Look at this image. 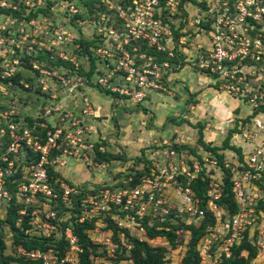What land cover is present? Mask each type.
<instances>
[{"label": "built area", "instance_id": "obj_1", "mask_svg": "<svg viewBox=\"0 0 264 264\" xmlns=\"http://www.w3.org/2000/svg\"><path fill=\"white\" fill-rule=\"evenodd\" d=\"M89 2L104 7V10L90 12L82 0H56L54 3L69 15V22L73 18L74 25L80 26L81 23L82 26L84 21L74 15L91 16L93 30L90 36L85 37L83 30L71 25L68 29L53 25L51 21L46 23V20L41 24L33 16L24 21L21 18L23 14L19 12L21 9L14 1L0 0V79L7 80L17 75L21 62L18 55L22 50L20 44L25 40L30 42L34 36L41 42L32 39L33 43L29 44H35L38 50L49 54L50 59L64 62L50 68L40 67L37 61L32 63V69L40 76L38 81L42 92L48 94L40 107L43 120L37 119L27 127L15 120L17 111L8 109L0 113L4 126L2 133L8 136V144L0 154V203L10 200L7 180L19 167L12 157L21 149H30L38 158L21 166L16 196L25 205L38 206L41 203L49 209L34 208L31 211L28 231L38 236H64L67 242L62 257L57 250H27L23 246H18V250L21 256L40 261V264H78L81 251L78 238L71 225L62 227L64 217L50 208V200L56 199L58 194L69 206L74 197L79 200L82 207L81 215L79 213L76 219L79 222L91 221L92 218L86 219L87 216L102 215L112 209L117 211L112 214L113 220L119 227L128 229L140 225L137 221L146 216L153 219L164 217L171 210L189 218L203 217L200 199L191 186V181L200 174L201 162L198 158L189 157L188 164L185 154L172 148L167 141L149 150L146 157L148 171L134 186H114L112 182L97 187L93 184H70L58 178L55 190L48 177L51 163L63 166L69 157L92 162L97 153H105L111 147L95 123L89 121L96 117V113L85 93L87 87L95 86L117 100L142 105L151 92H169L166 83L173 65L179 67L185 62L192 69L211 76L219 88L251 109L250 118L240 122V136L250 145L243 162L233 165L225 161V166L232 172V186L239 210L223 223L219 222L215 230L206 233L199 244L201 260L217 264L224 253L226 256L230 254L231 247L241 240L245 229L256 227L262 220L264 222V208L258 207L259 201H264V190L256 183L259 181L264 186V0H217L213 5L208 2L192 19V24L197 27L194 37L188 31H182L178 37L174 33L187 22L183 11L186 0ZM200 35L207 36L208 47L194 41ZM83 37L90 43L82 45L79 39L83 40ZM172 40L177 42V47L170 46ZM135 41L143 42L166 58L159 59L157 54L141 51ZM189 47L195 48L196 52L185 58L175 51L182 53ZM37 48L31 45L28 50ZM76 48L85 49L86 53L77 54ZM91 59L94 60V69L87 76L84 73L90 70ZM7 82L11 84V80ZM51 83L57 88L52 89ZM77 98L81 105L78 114L68 107L69 101ZM39 128L43 134L38 132ZM53 150L57 151L55 155ZM209 156L203 151L202 160ZM168 188L180 202H172ZM220 194L219 189H206L208 209L215 215L219 209L216 199ZM24 212L20 211L21 214ZM138 229L145 233L142 226ZM260 239V247L264 248V236ZM103 243L115 252L117 245L112 242L111 234ZM213 245L215 249L212 252ZM127 247L129 249L130 246Z\"/></svg>", "mask_w": 264, "mask_h": 264}, {"label": "crops", "instance_id": "obj_2", "mask_svg": "<svg viewBox=\"0 0 264 264\" xmlns=\"http://www.w3.org/2000/svg\"><path fill=\"white\" fill-rule=\"evenodd\" d=\"M200 9L195 2L186 0L183 10L187 22L174 31L176 37L182 31H188L194 37L197 27L192 24V19L200 14ZM202 40L204 41L203 45L208 47V40L204 36L200 35L194 39L195 42H202ZM170 46L177 47V42L170 41ZM175 51L180 57L185 58L186 55L194 54L196 49L189 47L186 51H181L183 54L178 50ZM166 84L169 92L149 93L141 107L126 105L122 101L120 103V100L95 86L87 87L85 93L90 98L96 113V117L89 121L95 123L99 133L110 144L112 151L123 155V158H116L113 162L118 166L105 174L102 171V166L101 168L89 166L92 163L69 157L65 165L56 167L57 172L60 171L61 179L73 184H99L103 180L111 178L115 174L113 172L124 171L138 159L147 157L149 150L163 141L179 146L187 144L196 146L199 133L195 127L186 124L188 121L202 122L204 124L202 128L203 140L212 146H220L224 133L229 128H239L240 130V122L251 116L249 105L219 89L211 76L192 69L185 62L179 67L173 65ZM80 106L79 98L68 103V107L76 114H78ZM170 117H175L176 122L169 121ZM182 119L183 122H181ZM230 144L240 147L244 153L250 147L249 143H246L240 136V131L233 133ZM198 148L202 151L200 154H203L205 150L199 146ZM227 151L230 150H220L224 154H227ZM97 224V221H94V226ZM256 228L261 234L255 239L254 230ZM94 230L95 227L89 230L90 237V232ZM108 231V234L112 235V232ZM262 235L264 236L263 220L256 227L248 229L249 240L256 244H260L259 240ZM189 236V233L185 235L182 245L183 253ZM91 239L93 238L91 237ZM156 239L160 241L159 245L168 246L164 237H156L149 241L155 242ZM243 254H247V252L244 251ZM260 257H264V248L259 246L258 254L253 262L259 264L257 261Z\"/></svg>", "mask_w": 264, "mask_h": 264}, {"label": "trees", "instance_id": "obj_3", "mask_svg": "<svg viewBox=\"0 0 264 264\" xmlns=\"http://www.w3.org/2000/svg\"><path fill=\"white\" fill-rule=\"evenodd\" d=\"M49 1L51 3V7L56 2V0L54 1L49 0ZM82 3H84L86 7L89 8L90 12H94L100 9L104 10V7L102 8L101 6H97V4L93 2H89V0H82ZM36 16L37 14L35 13V17ZM74 17L81 18L82 16L80 14H76L74 15ZM71 21L73 22V18H71ZM80 30L81 31L83 30L82 27L80 28ZM79 41L82 45H87L90 43V41L84 39V37L83 40L79 39ZM135 43L140 45L141 51H147L150 54H157L153 49L145 46L143 42L135 41ZM80 51H82V53L84 54L86 53L85 49H80ZM41 54L48 61V64H50L48 68H50L53 65L61 64L63 62L61 60L54 61L50 59L49 54L45 52ZM38 55L39 54L37 53L35 56ZM157 57L159 59H163L166 58V55L160 53L157 54ZM172 61L176 62V59H172ZM93 69H94V60L91 59L90 70L84 74L90 76L91 73L93 72ZM16 76L18 77V74L7 80L17 82ZM43 94L45 95V97L48 96V94L46 93ZM4 108H5L4 106H0V110H4ZM39 113L41 115V111ZM40 115H38V117H35V119L33 120L29 118L21 123L25 124L27 127H30L33 125V122L36 121L37 119L43 120ZM15 120L19 121V118L17 117V119ZM169 121L176 122V119L175 117H170ZM183 121L184 120L182 119L181 122ZM238 131H240L239 128L236 130V132ZM38 132L40 134H43V131L40 128L38 129ZM198 133H199L198 143L202 146L205 152L211 151L216 155V157H218L217 164H219L221 169L225 172V177L222 184L223 186L222 191L220 197L216 199V204L223 211V213L226 212V214L229 216L228 218H230L238 212L239 206L232 186V180H231L232 172L230 168H227L225 166V161L223 164L224 153L223 152L220 153L219 151L226 149L229 150L233 149L234 150V153L232 155L233 157L230 160V162L233 165H237L238 162H243L244 152L240 147H229L228 136L223 140V145H220V147L212 146L210 143L205 142L203 140V132H202L201 124H200V128H198ZM7 144H8V136L6 135V144L4 146L6 147ZM171 145L172 148L181 151V153L188 154L187 149L184 148L183 146H189V145H181V146L177 144H171ZM24 149L28 157L34 158L32 159V161L24 163L29 165L35 159H37L38 156L35 153H32L28 148H24ZM191 150L192 153L188 154L190 158H192L193 156L194 158H198V160L200 159L202 160L201 158L202 154L197 153V151H195L194 149ZM200 152L202 151L200 150ZM56 153L57 151L53 150V155H55ZM116 158H123V155L119 153H113L112 149H109L105 153H97L94 160L97 162L98 161L102 162L106 160L113 162ZM143 160L145 163L143 162ZM201 160H200V162H202L201 164H204V161ZM138 161L143 164L142 169L138 171L136 175H134V179H132L130 186L136 185L139 182L140 177L148 171L149 161L147 160V158L146 157L140 158L138 159ZM22 165H20L17 171L14 173V175L7 180L6 185L11 197L9 201L4 202L5 216H7V218L0 220V223H4L11 231L12 243L14 246H23L27 250L34 248L43 251L57 250L59 257H62L65 254L64 252L66 250V245H67L64 236H60L58 238H54L53 236H45V235L38 236L35 234H31L28 231L30 228L29 221L31 220V211L34 208H36V206L25 205L22 202L18 201L17 199L16 191H17V185L21 181ZM203 173H204L203 169H201L199 176H197L191 181V186L195 190L197 197L200 199L199 208L204 212L203 217L200 218L198 225L187 224L184 225V227H180L178 225H170L169 222L167 221H170L172 217L181 215L178 214L175 210H171V212L165 215L164 217L154 218L153 220H155V222L152 224L147 222L150 220V217L146 216L143 220H141L143 222L142 227L144 228L147 236V239L143 240V239H139L136 235L131 234L128 228L119 227L118 224L113 220V216H112V214L117 213V211L113 209L109 211L110 219L108 223V228L112 232V239L115 241H119L123 238L128 242V244H130V248L127 250V253L116 257L115 262L117 264L120 263L121 261L124 262L123 264H170L168 261V257L166 255L170 249L175 250L177 247L179 248L180 246L183 245L184 239L179 243V236L181 235L180 233L182 231L185 233L188 232L190 236L186 243L185 246L186 249L182 255L180 264H204L199 254V244L206 233H208L209 231H213L218 227L217 226L218 218L211 210L208 209L206 188L209 183V176L204 175ZM48 177L50 182L55 186V190H56L58 184L55 183V180L60 177L59 172L51 169L48 166ZM59 179H61V177ZM256 183L260 188L264 190V186L259 181H256ZM56 201L65 203L60 198V194H58V197L56 199H52L50 200V202L49 201L47 202H49V204H55ZM74 205L75 207L78 206L80 208L79 200L76 199V197L73 198V203L70 206H74ZM258 207L264 208L263 200L259 201ZM21 210H25L24 214L20 213ZM77 216H78L77 213H73L72 218H74V222L63 221L61 225L62 227H65L66 225H71L73 233L78 238V244L81 247V251L79 252V256H78L79 264H103L102 262H96L93 260V257L95 255H98V250H97L98 243L94 242L91 239L88 232L89 230L94 228V220L91 221L84 220L82 222H79L76 220ZM165 221L166 223H164ZM161 223L162 225H157ZM156 237L166 238L168 242V246L153 245L149 240H152ZM4 249H5V242L2 238L1 228H0V264H13V262L15 264H40V261L30 260L21 255L16 257L13 255L4 254ZM214 249H215V245H213L212 252L214 251ZM244 251H246L247 254H243ZM258 251H259V246L256 243L249 240L248 238V228H247L244 230L243 237L241 238V240L238 243H235L231 247L230 254L226 256V254L224 253L219 263L217 264H256L255 262H253V260L256 258ZM65 264H70V263H65Z\"/></svg>", "mask_w": 264, "mask_h": 264}, {"label": "rangeland", "instance_id": "obj_4", "mask_svg": "<svg viewBox=\"0 0 264 264\" xmlns=\"http://www.w3.org/2000/svg\"><path fill=\"white\" fill-rule=\"evenodd\" d=\"M10 3H12V1L15 2V5H18V8L21 9L19 12L22 13L23 15H21V18L26 21L32 18V16L35 18V13L37 14L36 16V20L41 21V24H45L42 23L44 22V20H46L45 22H49L51 21L53 23V25H60V26H65L69 29L70 25L72 27H76L78 30H80V26L78 25H74L73 22H69V15L67 13L64 12V10H60L58 8V4L54 5L51 9V3L49 0H40L41 4L38 3V0H8ZM54 1V0H52ZM193 3L195 2L196 4L199 5L200 8H205L207 6V3L209 2L211 5H213L214 2H216L217 0H190ZM33 4V5H31ZM16 5V6H17ZM201 10V9H200ZM184 11V10H183ZM197 17V16H196ZM175 18V17H174ZM173 20H175V23L178 24L177 22V18H175ZM81 20H84L82 22V29L84 30L83 33H85L84 36L88 37L91 34V31L93 30V23L91 22L92 18L91 17H86V18H82ZM11 25V24H9ZM13 25V24H12ZM174 25V24H173ZM171 25V27L173 26ZM10 27V26H9ZM42 27V26H39ZM203 36V35H202ZM204 38L206 40L207 36L204 35ZM37 41L38 43L41 42L39 41L40 38L37 37L35 39V36L32 38H30V42L25 40L24 42H22L20 45L22 47V50L19 51L18 55L21 59L20 62V66L18 67V77H17V82L16 81H11V84L9 82H7L6 80L0 79V106H4V110H0V113L2 111L11 109V110H15L18 112V118L20 122L25 121L26 119H35V117H38V115H40L39 111H40V107L43 103V98H45V95L43 94L38 78H40V76L38 75V72L36 73V71L32 69V63H35V61L37 60V64L42 67V68H48V66L50 64H48V61L43 57V55L41 53H43L42 51L38 50L37 46L35 44H29V43H33V40ZM204 41L202 40L198 42V45H203ZM33 48H37L35 51H30L28 50V47L31 46ZM77 54H81L82 51L78 50V48H76L74 50ZM39 54L38 56H35L36 54ZM195 53V52H194ZM36 58V60H35ZM80 58V57H79ZM48 84V83H47ZM50 87L52 89H56V85L54 83H51ZM221 89V88H219ZM223 91V89H221ZM55 93V91L53 92ZM236 98V97H234ZM126 105H132L134 106V104H131L130 102H124ZM120 101V103H122ZM136 106V105H135ZM138 107H141V105H137ZM188 125H190L191 127H195L198 131V128H200V124L201 127L203 128L204 124H202V122H189L186 123ZM240 126V124H239ZM3 124H2V118L0 117V151H4L5 150V144H6V135L2 133V128H3ZM236 128H229V130L224 133V138H226L227 136L229 137V147H237L235 144H230L231 142V138L233 133H236ZM233 132V133H232ZM230 134V136H229ZM223 138V140H224ZM223 140L221 141V145H223ZM188 145V144H187ZM197 145L199 147L202 148V146L197 143ZM183 146L184 148L187 149L188 154L192 153L191 149H194L195 151H197V153H200V149L198 148V146ZM220 147V146H217ZM111 149V147H110ZM207 153L210 154V156L207 158V160H204V164H201L202 169H203V174L204 175H208L209 176V183L207 185V188H210L211 190L213 189H219L220 191H222V184L224 181V177H225V172L221 169V167L219 166L218 163V157H216V155L214 153H212L211 151H206ZM220 152V151H219ZM115 153V152H113ZM221 153V152H220ZM232 153H234V150L231 149L230 151H227V154H223V164L224 161H230L231 158L233 157ZM188 154H185V157L187 159V163L190 164V160H189V156ZM16 156L12 157L15 165L18 167L24 163H27L29 161H32V159H34L33 157H28L27 153L25 151V149H21V151L17 152L15 154ZM235 157V156H234ZM193 158V156H192ZM202 158V156H201ZM201 160V159H200ZM82 162H85L83 160H79ZM142 161V160H141ZM202 161V160H201ZM212 161H214L215 163H213ZM144 162V160H143ZM86 163H92L89 166H95V167H99L102 168V171L107 174L108 172H110L112 169H114L115 167H117L118 165L115 164V162L112 161H92V162H86ZM145 163V162H144ZM202 163V162H201ZM142 163H139V161H136L133 165L129 166L128 168H125L124 171L122 170L121 172H113L115 174H113V176L111 178H109L108 180H103L102 182H100L99 184H94L95 186L98 185H107L108 183H114V186H130L132 179H134V175H136V173L138 171H140L142 169ZM49 167L55 171H57L56 167L57 163H51L49 165ZM60 167V166H59ZM93 169V168H92ZM91 169V170H92ZM99 170V169H98ZM117 171V170H116ZM60 172V171H59ZM135 172V173H134ZM211 183V186H209ZM217 184V186H216ZM79 185V184H78ZM97 186V187H98ZM168 190H170V194H171V200L174 203H178L180 202L179 197L173 195V191L172 189L168 188ZM1 202H5V201H1ZM0 203V220L6 219L7 216H5V203ZM56 204V205H55ZM55 204H50V208L52 207L53 209L57 210L58 215L63 216L65 221L67 222H74V218H72L73 213H77L79 215H81V208L82 207H78L75 205L74 206H69L68 203H62V202H58L56 201ZM38 206H36V208L43 210V209H49L47 208V206L42 205L41 203L37 204ZM79 210V211H77ZM216 217L218 218L219 222L223 223L229 216L226 214V212L223 213V211L219 208L216 211ZM86 215V214H85ZM120 215H123V213H120ZM86 217V216H85ZM88 218L86 219H91L94 221H97V225H95V230L93 232H90L91 237L93 238L92 240L96 243H98V255H95L93 257V260L96 262H102L103 264H117L115 262V259L117 256L119 255H123L125 253H127V246H130V244H128V242L125 239H121L119 241H115L112 239V242L114 244L117 245V248L115 250V252H111L110 249L106 248V244L103 243V241L109 237L110 235L108 234V230H110L108 228V223H109V219H110V214L109 212H105L102 215H95V216H87ZM200 221V218H189L186 217L185 215H180V216H176V217H172L170 219L169 222L170 225H178L180 227H184V225L187 224H193V225H198ZM140 223V225L137 226H131L129 228L131 234L136 235L139 239H143L146 240L147 236L146 233L141 232L140 229H138L139 226L143 225L142 221H137ZM148 223H154L155 220H153V217H150V220L147 221ZM166 223V221L164 222ZM150 225V224H149ZM157 225H162L161 224H157ZM0 228H1V234H2V238L5 242V249H4V254L7 255H13V256H20V251L18 250V246H14L12 243V234L11 231L9 230V228L4 224V223H0ZM111 233V230H110ZM181 235L179 236V243L185 239V235H188V232H181ZM254 236L255 238H257L259 236V230L256 228L254 230ZM154 243L156 245H159L160 241L159 240H155V242H151ZM153 244V245H154ZM260 246V244L258 245ZM130 248V247H129ZM109 251V252H108ZM182 254H183V247H177L175 250H169V252L167 253V257H168V261L170 264H180L181 258H182ZM79 259V257H78ZM124 262L121 261L118 264H123ZM257 263H264V257H260V259L257 261ZM13 264H15L13 262ZM79 264V262H78ZM204 264H210V261L207 262L205 261Z\"/></svg>", "mask_w": 264, "mask_h": 264}]
</instances>
